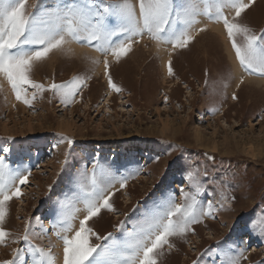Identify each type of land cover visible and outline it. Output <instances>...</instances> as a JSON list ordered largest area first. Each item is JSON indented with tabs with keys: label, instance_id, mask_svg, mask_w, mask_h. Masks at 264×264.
<instances>
[{
	"label": "rangeland",
	"instance_id": "374dc122",
	"mask_svg": "<svg viewBox=\"0 0 264 264\" xmlns=\"http://www.w3.org/2000/svg\"><path fill=\"white\" fill-rule=\"evenodd\" d=\"M131 2L138 14V0ZM55 6L56 0H28L27 11ZM196 7L194 30H206L187 48L173 51L171 44L145 35L126 57H108L119 92L108 84L103 55L79 43L68 45L70 52L50 53L32 76L46 86L80 76L84 85L74 99L46 92L29 107L0 77L2 156L31 172L28 183L20 185L23 195L9 202L3 225L9 236L0 245V262L12 260L18 249L28 264H48L49 252L51 264H63L61 237L79 229L86 215L83 192L91 190L95 173L113 209L88 222L99 236L119 238L132 231L162 196L184 205L183 187L197 195L202 208L211 201L213 215L193 224L185 237H173L174 247H165L159 264H222L226 254H242L240 264H264V77L241 68L223 23L204 13V0H197ZM224 15L231 19L234 11L224 9ZM237 19L254 33H264V0H255ZM109 168L110 184L100 175ZM196 187L207 189L206 194H197ZM73 208L80 210L66 232L60 215ZM90 242L105 243L95 236ZM32 246L45 255L38 256Z\"/></svg>",
	"mask_w": 264,
	"mask_h": 264
},
{
	"label": "snow or ice",
	"instance_id": "6c2138e0",
	"mask_svg": "<svg viewBox=\"0 0 264 264\" xmlns=\"http://www.w3.org/2000/svg\"><path fill=\"white\" fill-rule=\"evenodd\" d=\"M204 13L210 20L222 22L228 39L235 51L241 68L249 75L264 77V33L256 34L249 27L238 22L241 14L249 9L255 0H204ZM197 0H138L134 5L131 0H120L119 3L105 4L104 0H56L52 9L37 13L27 11L28 0H0V77L10 85L15 99L31 107L32 101L51 92L65 101L74 99L84 85V79L74 76L64 83L52 82L47 86L32 78L33 73L44 62L50 53H67L71 43L92 47L102 54L104 73L109 86L116 92L121 89L113 82L109 69V56L119 61L132 50L134 43H139L145 35L158 43L171 44L172 50L184 49L195 39V35L206 29L194 30L198 23L195 15L198 12ZM215 10V16L211 15ZM224 9L234 11L229 19ZM242 36V40L237 37ZM115 37H119L115 40ZM171 55V53H169ZM99 60H92L99 65ZM168 75H173L171 59L167 62ZM240 83H243L241 79ZM31 89V93L29 92ZM233 99H237L233 94ZM71 145L72 141H67ZM0 149V245L6 244L9 233L3 225L8 216L9 202L19 199L23 193L20 185L28 183L31 172L25 173L20 164L10 165ZM103 181L111 183V169H101ZM186 179H191V175ZM207 183V181H205ZM91 190L84 191L82 200L86 215L80 221L79 229L69 237L64 235L63 264H159L165 247L171 249L173 237L183 238L192 230L191 226L202 222V217L213 215V204L207 202L202 208L197 195H190L183 187L180 195L185 204L174 203L172 197L162 196L146 209L142 218L133 225L132 231H124L121 237L111 233L99 236L88 226V222L98 217L102 210H113L111 196L96 183L93 174ZM121 183V187H124ZM196 193L204 195L207 189L196 187ZM235 198L233 197V200ZM80 209L63 211L60 219L66 232L72 231V219ZM214 218V217H213ZM55 222V221H54ZM30 223L25 225L22 239L28 242ZM123 227V225H122ZM256 231L255 222L251 224ZM264 235V231L260 233ZM90 236L105 243L92 244ZM19 239L14 243H19ZM38 256H44V250L32 246ZM31 255V253H30ZM242 254H226L222 264H240ZM246 259V257H243ZM51 253H48V264H51ZM0 264H28L20 250H13V259ZM34 264H45L34 261Z\"/></svg>",
	"mask_w": 264,
	"mask_h": 264
},
{
	"label": "bare ground",
	"instance_id": "6f19581e",
	"mask_svg": "<svg viewBox=\"0 0 264 264\" xmlns=\"http://www.w3.org/2000/svg\"><path fill=\"white\" fill-rule=\"evenodd\" d=\"M238 69H239V68H238ZM237 71H239V72H240V73H239L240 75H241V74H243V72H242V71H240V70H237ZM240 78H241V76H240ZM26 173H27V172H26ZM78 223H79V222H78Z\"/></svg>",
	"mask_w": 264,
	"mask_h": 264
}]
</instances>
